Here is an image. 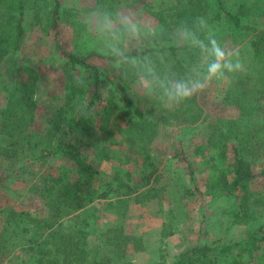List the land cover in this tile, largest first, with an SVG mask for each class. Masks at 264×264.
<instances>
[{"label":"rangeland","instance_id":"obj_1","mask_svg":"<svg viewBox=\"0 0 264 264\" xmlns=\"http://www.w3.org/2000/svg\"><path fill=\"white\" fill-rule=\"evenodd\" d=\"M105 1L57 0L61 5L57 36L51 21L55 0H29L26 9L16 12L25 30L21 48L0 58V264H34L32 242L39 238L60 242L72 236L79 241L81 236L75 233L81 230L93 248L97 234L121 228L117 236L123 253L118 256L123 255H110L113 259L105 264H172L198 244L214 249L216 264H264L263 156L242 153L250 199L263 201L262 206H254L251 219L235 217L239 194H205L211 168L223 164L221 151L208 148L205 139L217 131L230 150L235 136L251 135L253 120L248 113L253 112L255 97L244 78L254 76L255 66H264V60L259 63L253 57L249 38L235 43L225 23L206 21L198 27L197 12L182 16L189 7L187 0ZM96 6L136 13L156 28L155 37L131 45L128 52L151 57L160 77L184 75L194 65L203 67L208 59L179 42L176 34L182 25L195 28L202 38L214 33L222 47L238 52L244 68L212 80L190 100L165 107L147 95L130 72L126 75L125 67L103 57L109 56L103 43L83 23ZM162 47H174L175 52H159ZM64 51L91 54L88 61L105 83H97L92 69L71 66ZM97 90L99 104L87 107ZM72 110L96 125L93 137L83 139V148L100 169L98 192L105 180L112 182L113 190L123 192L126 188L119 191V182L133 185L154 172L158 180L150 182L151 189L140 191L141 201L128 197L120 203L113 195L90 196L82 208L52 219L42 188L45 178L72 169L55 151L58 140H78ZM9 210L26 212L53 226L48 229L27 221L21 226L28 231L22 233L14 222L6 221Z\"/></svg>","mask_w":264,"mask_h":264},{"label":"trees","instance_id":"obj_2","mask_svg":"<svg viewBox=\"0 0 264 264\" xmlns=\"http://www.w3.org/2000/svg\"><path fill=\"white\" fill-rule=\"evenodd\" d=\"M28 1L0 0V58L7 53L15 54L21 48L20 39L25 30L22 17L16 12L18 10L22 12L26 9ZM137 1L142 2V0ZM108 2L110 0L105 1L106 4ZM187 4L189 6L188 10L186 9V11L181 13L182 16L189 14L192 17L197 12L198 27H200L201 20L203 22L211 21V24L219 26L225 23L229 27L235 43L249 38L253 57L259 63L264 60V0H241L237 3H232V0H187ZM112 5L114 4L112 3ZM60 17L61 5L55 0L51 21L56 36L59 34L58 24ZM191 17L188 18V24L191 22ZM238 37H240L239 40ZM165 51L175 52V48L162 47L159 50V52ZM142 54L143 52L140 51L128 52V55L132 56H141ZM90 55L79 56L78 54L64 51V56L71 66L79 65L85 69H92L97 83H105L100 80L99 72L88 61ZM103 57L115 61L111 56ZM255 70L254 76H246L244 78L246 88L255 97V105L252 107L253 112L248 113L253 120V123L249 126V134L251 133V135L235 136L230 150L227 149V145L220 137L221 134L217 131H211L205 139L208 148L221 151L219 156L223 160V164H220V167L213 165L211 168L205 183V194L211 195L214 192H219L227 197L239 194V213L235 217L236 219H241L240 221H244L245 218L251 219L254 206L263 205V201L259 197L254 200L250 199L248 190L250 181L247 180L246 163L242 156L243 152H245V155H252L253 153L256 156H263L264 162V66L261 65L260 67L257 63ZM100 100L101 96L97 90L89 100L87 107L93 108L97 106ZM71 112L73 114L71 119H74V127L78 128V140H58L55 143V151L60 153L71 164L72 169L61 171L57 175H50L45 178L42 188V195L46 199L52 219H61L70 212L82 208L90 196L106 199L109 195H113L112 197L120 203L125 202L128 197L133 198L137 202L141 201L139 197L143 193H140V191L144 188L151 189L152 184L150 182L158 180V176L153 177L154 172H150L141 178V182H136L133 185H126L121 181L118 184V189L120 191V189L126 188L123 192H116L112 189V182L105 180L100 185L102 191L99 190L100 192H98L95 182L100 177V169L90 160V156L84 153L83 148L85 145L83 139L85 137H93L96 133V125H94V120L90 117L76 116L74 110ZM243 122L246 123V121ZM6 134L10 135L9 133ZM90 144L94 145L92 141H90ZM137 188L140 190L135 193ZM6 221L14 222L16 228L21 229L22 233L28 231V228L23 229L21 226L27 221H30L33 226L43 224L48 229L53 226L50 221L37 220L26 212H18L16 210H9ZM239 222H236V224H239ZM121 230L122 228L110 230V232L101 235L97 234L96 239L98 242L93 248L88 245L86 233L81 230H77L78 232L75 233V236H81L79 241L73 239L72 236L66 238L61 236L62 240L60 242H53V240L46 238L33 240L32 252L34 258H36L34 264H105L113 259L110 258V255L114 258H119L123 255L118 256L123 251L120 245L122 241L119 239L121 237L117 236ZM114 234H116L115 238L113 240L110 239ZM101 249L105 252H102ZM99 251L106 254L101 256ZM213 251L214 249L212 250L207 245L198 244L194 248L180 253L172 264H216L217 259Z\"/></svg>","mask_w":264,"mask_h":264},{"label":"clouds","instance_id":"obj_3","mask_svg":"<svg viewBox=\"0 0 264 264\" xmlns=\"http://www.w3.org/2000/svg\"><path fill=\"white\" fill-rule=\"evenodd\" d=\"M83 23L103 43L104 54L113 57L116 66L125 67V74L130 72L138 86L147 95L159 99L165 107L190 100L206 89L212 80L224 79L226 73L240 72L244 68L238 52L222 47L214 33L209 31L202 38L195 28L182 25L176 34L179 42L198 49L201 57L208 59L203 67L194 65L184 75L168 74L160 77L151 57L128 55L131 45L157 35L156 28L150 22L141 20L133 12H112L96 6L86 13Z\"/></svg>","mask_w":264,"mask_h":264}]
</instances>
